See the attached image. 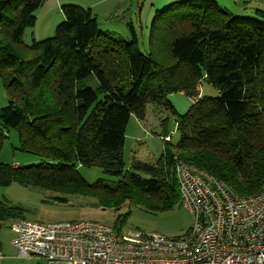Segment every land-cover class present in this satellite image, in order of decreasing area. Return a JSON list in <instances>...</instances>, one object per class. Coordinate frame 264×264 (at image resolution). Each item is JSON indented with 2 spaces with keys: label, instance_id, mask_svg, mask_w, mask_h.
<instances>
[{
  "label": "trees",
  "instance_id": "16d2710c",
  "mask_svg": "<svg viewBox=\"0 0 264 264\" xmlns=\"http://www.w3.org/2000/svg\"><path fill=\"white\" fill-rule=\"evenodd\" d=\"M43 2L0 0V78L11 97L0 108V149L14 130L19 150L38 159L24 167L0 163V187L16 182L90 196L115 210L130 200L164 212L180 203L176 158L239 197L264 188L262 21L233 16L213 0L173 3L156 12L149 47L141 52L133 31L130 41L118 39L99 30L90 9L65 5L54 35L25 45L23 34L35 27ZM91 76L96 89L81 87ZM202 80L219 96L199 98ZM173 93L193 98L175 120V140L163 143L154 164L134 160L125 170L121 151L130 116L142 121L148 104L171 111ZM78 166L119 179L88 184ZM21 215L0 202V222Z\"/></svg>",
  "mask_w": 264,
  "mask_h": 264
},
{
  "label": "rangeland",
  "instance_id": "374dc122",
  "mask_svg": "<svg viewBox=\"0 0 264 264\" xmlns=\"http://www.w3.org/2000/svg\"><path fill=\"white\" fill-rule=\"evenodd\" d=\"M72 1L79 3L81 0ZM84 1L95 3L98 0ZM182 1L186 0H120V2L107 0L101 2L102 4H96L93 13L99 15L96 20L101 32H108L118 39L130 41L133 31L139 50L145 52L149 47V32L156 12ZM213 1L233 16L254 18L264 23V0ZM84 7L88 6L84 5ZM166 15H171V10ZM50 17L51 21H55L53 34L47 35L51 28V21L44 20L38 23L35 29V34L46 35L42 39L52 37L55 28L64 21L63 15V19H60L56 13H52ZM32 30L33 28L24 32L23 44H31ZM157 47H160L161 50L163 48L161 44ZM80 86L95 90L97 81L94 76H91L82 81ZM198 90L199 98L219 96V92L204 80L199 83ZM10 100L11 97L7 94L0 78V108L6 107ZM167 100L171 105V111L164 107L148 104L142 121L137 120L134 115L130 116L125 128L121 151L125 170L129 171L131 162L134 160L154 164L162 154L163 142L160 140V135H163L165 131L173 132L171 138L172 141L175 140V120L189 110L193 104V98H189L183 93H173L167 96ZM5 136L0 149L1 164L24 167L38 163L37 157L19 150L18 135L14 130L7 131ZM76 171L88 184L101 181L112 185L119 179L104 174L96 167L78 166ZM56 198H62L64 202H59ZM0 202L20 208L22 210L20 219L25 221L37 223L94 221L108 225L113 229L135 230L157 234L169 239L187 234L194 225L193 216L181 203L176 204L168 211L152 212L144 206L128 200L123 202L118 210H115L90 196L59 194L31 186H22L16 182H12L6 187H0ZM20 219L0 222V242H9L7 249L9 264H45L43 261L16 257V251L11 245L14 238L12 226ZM1 253L5 255L6 251H1Z\"/></svg>",
  "mask_w": 264,
  "mask_h": 264
},
{
  "label": "built area",
  "instance_id": "2783aa9c",
  "mask_svg": "<svg viewBox=\"0 0 264 264\" xmlns=\"http://www.w3.org/2000/svg\"><path fill=\"white\" fill-rule=\"evenodd\" d=\"M172 170L180 203L194 218L187 234L169 239L94 221L21 220L12 226L16 257L45 264H264V188L242 198L176 158Z\"/></svg>",
  "mask_w": 264,
  "mask_h": 264
},
{
  "label": "crops",
  "instance_id": "0c3cea01",
  "mask_svg": "<svg viewBox=\"0 0 264 264\" xmlns=\"http://www.w3.org/2000/svg\"><path fill=\"white\" fill-rule=\"evenodd\" d=\"M103 1H107V0H98L95 3H89L88 1H84V0H81L79 3H75L72 0H44L42 7L37 11V14H36V24L32 30V39L39 41V39L43 40L42 38H45L44 36H46V35L35 34V29L37 28L38 23H41L44 20L50 22L51 21L50 15L52 13H56L60 19H63L62 15H61V7L62 6L77 5V6H80L83 8H85L84 5L88 6L86 8H89L91 10V13L97 19L99 15L96 13L95 14L93 13V8L96 4H102L101 2H103ZM117 1L120 2V0H117ZM96 12H98V11H96ZM54 22H55L54 20L51 21V28H50L49 32L47 33V35L49 34V36L51 34H53ZM8 247H9V242H0V254L2 256V258L0 259V261H2L1 264H9V251L7 250ZM1 251H3V252L6 251L5 255H3L1 253ZM37 261H41V260H37Z\"/></svg>",
  "mask_w": 264,
  "mask_h": 264
}]
</instances>
